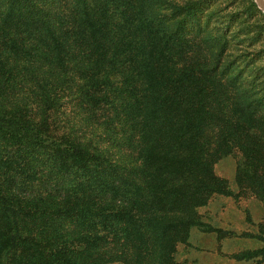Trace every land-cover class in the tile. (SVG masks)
<instances>
[{
  "label": "trees",
  "instance_id": "trees-1",
  "mask_svg": "<svg viewBox=\"0 0 264 264\" xmlns=\"http://www.w3.org/2000/svg\"><path fill=\"white\" fill-rule=\"evenodd\" d=\"M152 1L0 0V264H184L234 149L264 205V59Z\"/></svg>",
  "mask_w": 264,
  "mask_h": 264
},
{
  "label": "rangeland",
  "instance_id": "rangeland-1",
  "mask_svg": "<svg viewBox=\"0 0 264 264\" xmlns=\"http://www.w3.org/2000/svg\"><path fill=\"white\" fill-rule=\"evenodd\" d=\"M170 3H185V0H167L163 4ZM205 3L208 5L201 14L203 23L228 24L230 59H238L241 65L250 57L264 59V13L254 0H206ZM250 71L245 70L249 74ZM244 170L253 171L250 160L239 149L214 164L215 173L229 184L234 194L214 195L196 208L198 220L190 228L187 241L176 248L178 262L264 264L260 256L248 260L236 257L264 244V205L251 191L240 190L237 176Z\"/></svg>",
  "mask_w": 264,
  "mask_h": 264
},
{
  "label": "water",
  "instance_id": "water-1",
  "mask_svg": "<svg viewBox=\"0 0 264 264\" xmlns=\"http://www.w3.org/2000/svg\"><path fill=\"white\" fill-rule=\"evenodd\" d=\"M256 4L259 6V8L262 10L264 13V0H254Z\"/></svg>",
  "mask_w": 264,
  "mask_h": 264
}]
</instances>
